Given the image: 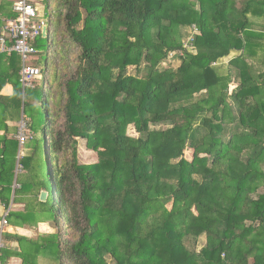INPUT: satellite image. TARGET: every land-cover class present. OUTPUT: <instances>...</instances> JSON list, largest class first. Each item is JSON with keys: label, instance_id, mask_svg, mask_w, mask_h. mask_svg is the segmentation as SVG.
<instances>
[{"label": "trees", "instance_id": "16d2710c", "mask_svg": "<svg viewBox=\"0 0 264 264\" xmlns=\"http://www.w3.org/2000/svg\"><path fill=\"white\" fill-rule=\"evenodd\" d=\"M50 8L42 67V34L32 43L42 75L24 87L14 53L10 72L0 69V200L8 209L16 178L13 203L25 207L8 224L31 230L45 217L56 231L4 233L1 263L264 264V69L255 67L264 68V29L253 21L264 19V0H50ZM193 26L198 54L183 49L190 34L178 39ZM176 60L177 69L160 70ZM7 83L15 104L4 109ZM22 111L42 137L16 175L19 144L7 122ZM79 140L92 163L80 162ZM62 219L72 240L61 239Z\"/></svg>", "mask_w": 264, "mask_h": 264}, {"label": "built area", "instance_id": "2783aa9c", "mask_svg": "<svg viewBox=\"0 0 264 264\" xmlns=\"http://www.w3.org/2000/svg\"><path fill=\"white\" fill-rule=\"evenodd\" d=\"M41 0H18L13 7L14 12L18 17L14 20L8 21L0 39V54H13L16 53L22 57L24 65L22 67L20 76L23 86L32 85V81L42 75V70L31 65L30 61L32 55L36 53L32 43L38 39L42 34L43 28L47 27L43 20L36 21L39 18V5ZM198 29L193 26L190 36L182 42L184 50L192 52L197 49L193 42ZM180 56L184 55L183 51L177 52ZM173 55L170 56L172 58ZM31 83V84H30ZM30 84V85H29ZM21 127L17 135V142L20 145V156H23V147L27 143L28 134L26 128L28 123L25 117H22ZM8 212L3 216L0 229V264L2 251L6 248L5 243L2 240L4 230L8 226Z\"/></svg>", "mask_w": 264, "mask_h": 264}, {"label": "rangeland", "instance_id": "374dc122", "mask_svg": "<svg viewBox=\"0 0 264 264\" xmlns=\"http://www.w3.org/2000/svg\"><path fill=\"white\" fill-rule=\"evenodd\" d=\"M239 1V0H238ZM39 7V18L38 19H36V21H40V20H43V21H45V24H46V26H49V24H50V20H51V16H52V10H51V8H50V0H44L42 3H40V5L38 6ZM197 7V6H196ZM191 32H192V28L191 27H189V28H187V27H185V28H183L182 29V31H181V34H182V37H181V39L180 38H178L179 39V41L181 42V41H183L184 39H185V37L187 36V35H189V34H191ZM36 49H37V52H38V55H37V57L39 58V61H38V63H36L37 65H39V66H41L42 67V65L43 64H45V62H46V60H47V56H48V54L50 53V50H51V43H50V39H48V38H39L38 39V43H37V46H36ZM192 52H194L195 54H198L199 53V50H198V48L197 49H195V50H193ZM234 56H229V57H226V58H224L223 60V62L225 63V65H227V63L233 58ZM170 62H167V63H164V64H162L161 66H159V68H160V70H166V69H171V70H173V69H177L178 67H179V65H180V61L179 60H176V61H174L173 62V64L172 63H170ZM30 64H34V62H30ZM256 67V69H257V71H261V70H263L264 68H261V66L260 65H257V66H255ZM128 73L130 74V75H138L139 77H144L145 76V70H144V67L143 68H141V71H139L138 72V70L135 68V67H130L129 69H128ZM50 75V74H49ZM31 84V83H30ZM29 84V85H30ZM237 84V83H236ZM39 88L40 89H42V87H43V80H41L40 81V83H39ZM231 86H232V88L235 86V84H234V82H231ZM30 87H32V85L30 86ZM231 89V88H230ZM40 112H43V110L42 109H40ZM23 117H25V119H26V122L27 123H29L30 122V120H31V116H29V115H27V117L25 116V114L23 115ZM61 122H62V119L61 120H59V123L61 124ZM32 123H33V128L30 130L29 128H26V130H27V134L29 135V136H33V141H31V139H29L28 140V142H27V144L22 148L23 149V153L25 152L26 153V156H27V154L28 155H31L33 152H34V146H35V143H36V141L38 140V139H40L41 137H42V132L40 131L39 133L37 132V131H39L40 130V126H39V123L34 119V120H32ZM19 127H21V124H20V126ZM47 127V124H45L44 126H43V128L45 129ZM159 128V127H158ZM37 133V134H36ZM35 134V135H34ZM128 135H130V136H134V137H138V134L135 132V128H134V126H130L129 128H128ZM86 143H85V141H83V140H79V160H80V162L81 163H83V164H90V163H92L93 161H94V159H95V155L94 154H92L91 152H87L86 151ZM92 157V158H91ZM186 157L187 158H189V159H191V156H190V154L188 153V154H186ZM59 158H61V160H63L64 159V156L63 155H59ZM20 160L21 159H19V158H17V166H16V171L15 172H17V175L18 174H25V170L22 168V166L20 165ZM19 164V165H18ZM23 171V172H22ZM16 188L15 189H19V186H15ZM42 192H45V191H43L42 190ZM261 192H264V188H262L261 190H260V193ZM41 219V221H43L44 223H46V224H44V225H36L32 230V232L30 233V231L28 230V232H23V231H21V234H24V235H28V236H33V233H35V231H37V232H39V233H41V235H49V234H52V233H54L56 230H54L53 228H51V227H54V225H52V224H50L51 223V221H49L48 223H47V218H45V217H41L40 218ZM40 224V223H39ZM58 225H59V227H60V229H59V232H60V234H61V239L62 240H65V239H67V240H72L73 239V237H74V235L72 234V232L69 230V226L67 225V222H66V220L64 219H62L59 223H58ZM51 226V227H50ZM38 227V228H37ZM50 228H51V230H50ZM55 228V227H54ZM36 229V230H35ZM14 230V229H13ZM8 232V231H7ZM10 232V231H9ZM11 233V232H10ZM38 235L37 234H34V239H38L39 238V236L37 237ZM4 243H5V241H4ZM205 244H206V237H201L200 238V241H199V243H198V246L196 247V249L199 251V250H201V248L202 247H204L205 246ZM5 247H6V244H5ZM54 264V263H52V262H50V261H47V260H45V259H43V258H41L40 260H39V264ZM22 264H23V261H22Z\"/></svg>", "mask_w": 264, "mask_h": 264}, {"label": "crops", "instance_id": "0c3cea01", "mask_svg": "<svg viewBox=\"0 0 264 264\" xmlns=\"http://www.w3.org/2000/svg\"><path fill=\"white\" fill-rule=\"evenodd\" d=\"M17 1L18 0H0V5L3 6V4H4V9L3 8H0V35H2V33L4 31V28H5L6 24L8 23V21L14 20V19H11L9 17V15H12V14L15 13L14 10H13V7H14V4ZM240 1H242V0H239L238 3H240ZM253 21H254V24H256V25H254V28L256 30H260L261 31L262 29H264V19H262V18L261 19H253ZM14 54H16V53H14ZM4 55H6V56H4ZM11 55L12 54H10V55H8V54H0V60L3 58V63L0 62L1 72H4V73L10 72V69H9L8 65H9V59H10ZM234 55H236V54L235 53H232V56H234ZM15 56H17V59L14 60V63L17 62V64H18V62H19L18 66L20 68V71H19V75H20L21 70H22V67L24 65V62H23V60L20 59L19 55L16 54ZM31 65H33V64H31ZM1 95H3L4 97L7 98V100H5V102H4L6 104L5 107H4V109L7 108V105H9L10 107H13L14 106V104H15L14 101H11L10 100V98L14 95V86L11 83H7L3 87V89L1 90ZM2 109L3 108L0 107V118L2 117ZM23 115H24V113L22 111V113H21V119L19 121H16V122L8 121L7 122V125H9L11 128L15 127V130H13L12 136H11L13 139H15V141H17V135H18V132H19V126H20V123L22 121ZM4 134H5V131L2 128V121L0 120V136H3ZM0 148H2V145L0 146ZM19 156H20V145H19V151H18L17 158H19ZM15 173L17 175V172H15ZM15 186H17L16 185V178H15V182H14V185H13V193H12V197H11V204H10V206H9L8 209L5 206V204L0 200V224H1V221H2L3 216L7 212L9 213V212H13V211H23V209L25 207L24 205L14 204L13 203ZM44 224H46V223L41 222L40 224H37V225L39 226V225H44ZM51 228H50V230H51ZM7 231H8V233L11 232L12 234H19L21 236H28V235L21 234V231L28 232V229L12 227L9 224L6 227V229L4 230V233H6ZM29 231L31 233L33 230L31 229ZM34 234H37L38 236H44V235H41V233H39L37 231H35V233H33V236H34ZM33 236L32 237L31 236H28V237L34 238ZM0 238H1V229H0ZM2 240H3V236H2ZM10 246L12 247V249L14 251H19V245H18V243H11ZM7 264H22V260L20 258H11L7 262Z\"/></svg>", "mask_w": 264, "mask_h": 264}, {"label": "water", "instance_id": "95a60500", "mask_svg": "<svg viewBox=\"0 0 264 264\" xmlns=\"http://www.w3.org/2000/svg\"><path fill=\"white\" fill-rule=\"evenodd\" d=\"M42 36H43V38H46V36H47V27L43 28ZM0 38H1V35H0ZM39 199H40L41 202H46L48 200V193L47 192H42Z\"/></svg>", "mask_w": 264, "mask_h": 264}]
</instances>
